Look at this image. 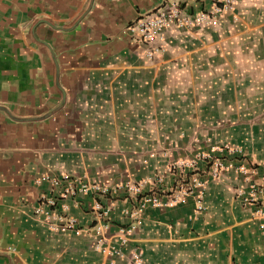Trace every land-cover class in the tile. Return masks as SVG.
<instances>
[{
	"label": "crops",
	"instance_id": "crops-1",
	"mask_svg": "<svg viewBox=\"0 0 264 264\" xmlns=\"http://www.w3.org/2000/svg\"><path fill=\"white\" fill-rule=\"evenodd\" d=\"M164 3L196 14L213 0H0V264H133L135 247L144 264H264V215L238 169H256L264 202V0L166 29L148 60L126 27ZM201 152L234 163L201 199L126 211L127 183L166 197L169 164ZM64 174L95 186L68 199L80 234L35 212ZM97 199L113 204L109 235L135 226L125 256L96 248Z\"/></svg>",
	"mask_w": 264,
	"mask_h": 264
},
{
	"label": "built area",
	"instance_id": "built-area-1",
	"mask_svg": "<svg viewBox=\"0 0 264 264\" xmlns=\"http://www.w3.org/2000/svg\"><path fill=\"white\" fill-rule=\"evenodd\" d=\"M234 8L235 0H213V5L210 9L196 14H189L178 3H164L140 14L128 24L126 29L136 41L142 44L145 57L148 60H152L163 50L166 29L173 26L191 27L212 24L217 21L221 13L234 10ZM200 159L206 164L203 171L198 167ZM231 167H234L232 161H226L223 156L216 155L213 152H201L192 159L176 160L169 164L168 171L175 173L179 171L178 178L174 183L172 191L166 197L164 196L165 194L155 191L145 192V182L127 183L128 189L138 196V208L131 212L130 210L126 211L133 213V216H137L138 211H142L148 204L158 206L185 202L192 194H196L197 198L201 199L208 178L218 179L225 170ZM238 169L247 175L246 179L250 183L251 188L250 193L244 197V202L255 204V212L264 215V202L260 201L259 198L261 188L251 178L256 169H249L243 166V164ZM155 179L157 182H162L164 180L163 174H157ZM52 182L54 187H60L59 192L40 196L38 204L35 207V212L48 222L52 230L80 234L82 227L79 224L78 218L70 213L68 199L76 197L80 193L87 194L95 186L84 181L82 178L71 177L69 174L54 178ZM96 188L106 195L113 192V189L107 186ZM239 194L244 196L245 190L240 189ZM112 205V202L106 204L101 199H97L92 206V210L98 218V221L94 225L95 233L98 235L96 248L110 255L125 256L126 247L130 242L129 235L135 226L134 224L132 226H120L114 233H110L109 235L108 232L112 223ZM201 208L202 206H200ZM130 256L132 257L133 264H144L143 250L141 248H133Z\"/></svg>",
	"mask_w": 264,
	"mask_h": 264
}]
</instances>
